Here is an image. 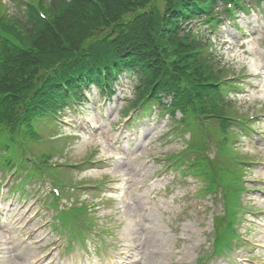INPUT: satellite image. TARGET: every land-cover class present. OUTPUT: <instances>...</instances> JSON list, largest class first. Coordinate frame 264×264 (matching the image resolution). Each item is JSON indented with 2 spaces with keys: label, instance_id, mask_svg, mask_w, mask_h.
Listing matches in <instances>:
<instances>
[{
  "label": "rangeland",
  "instance_id": "obj_1",
  "mask_svg": "<svg viewBox=\"0 0 264 264\" xmlns=\"http://www.w3.org/2000/svg\"><path fill=\"white\" fill-rule=\"evenodd\" d=\"M0 4L7 5L8 11L11 12L16 8L11 0H0ZM236 27L242 29L246 34L237 33ZM211 35L216 39L213 50H216V55L229 62V65L226 64L228 68L237 70V72L244 70L245 73H248V77H241L244 84L236 92V95H233L237 109L245 116L262 114L264 112L263 10L237 16L235 22L226 23L217 31L213 30ZM130 80L131 77L125 79L124 73H120L114 88L115 102H112L111 99V105L117 106V109L110 111L106 109L105 118H99L101 129L93 133L81 131L79 128L59 129L61 133L62 131L68 133L70 138L48 146L55 148L53 151L51 150L53 152L51 161L73 162L75 165H80L83 159L94 155L96 159L98 157L100 161L107 162L98 170L86 168L83 165L70 167L68 170L61 166H53L49 162L45 164L43 172L50 178L60 181L62 193L67 197L62 199L61 203L65 205L71 203L69 206H60L59 196L53 194L51 197L52 188L47 180L33 172L38 171V166L31 162H37V160L32 158L29 160L28 154L20 156V160L16 164L20 180L24 183H31L32 180H35L36 183L46 182L47 185L35 186L34 190L37 189L39 192L36 201L34 199L19 200V204L23 206V218L12 233L16 242L9 245L5 234L0 231V264H34V259L39 256V259L51 258L55 264L59 255L65 258L68 255L79 256L80 253H83L86 257L91 258L96 248L107 255L127 246L132 248L131 252H134L136 257H143L141 264H195L202 253L208 251L210 245L208 242L212 240L209 232L213 229V212L208 211V207L212 205L208 196L196 198L194 195L202 186L201 179L194 174L181 179L176 174L175 182L167 186L172 193H169V198L163 197L165 192L160 191V184L173 181L172 171H168L166 181L151 182L149 180L163 170H168L167 159L181 152L188 136L181 137L170 130L175 125L169 124L172 119L169 121L166 114H158V119L147 114L141 116L139 121L137 120L141 126L140 135L143 138L144 146L133 149L124 139L122 143L117 142L119 126H121L119 109L126 103V97L130 98L134 92L132 88L134 81ZM87 90L93 97L98 93V90L92 86ZM118 95H120L119 98ZM104 103H107V100L102 99L100 104ZM97 112L95 113L97 114ZM99 113L101 112L99 111ZM91 117L94 118V115ZM132 125L133 122L127 126V133L131 131L128 129H132L130 127H135ZM258 125H260L259 130L264 131V120H260ZM44 133L45 138H49L53 134L51 131ZM241 141L239 149L243 153L232 146L231 156L240 158L244 154L243 157L256 158L259 162L248 167L249 172L246 179H249V184L247 186L256 184L257 189H264L263 137L257 133L252 141L246 138ZM124 142L127 146L124 145ZM48 147L39 146L38 150ZM208 151L214 158L216 152L214 144L208 148ZM225 153L226 151L223 156ZM156 173L158 174L155 175ZM5 174L6 172L2 173L0 170V175L6 177ZM105 177L117 181L116 184L120 183L118 186L111 185V187L120 188L123 194L112 197L103 192V194L95 196L83 188L73 191L64 189L66 181L77 187L82 182L89 183L101 178L103 180ZM26 187L31 189L29 185ZM253 193L251 196H247L248 202H253L257 207H264L262 193L258 190ZM184 194H186L185 196L190 195L191 199L183 200L182 195ZM174 196L176 201L172 203L171 200ZM92 199H99V209L90 214L91 216L87 214L84 207L73 204V202H85L91 205ZM33 203L36 207L31 209ZM222 208L221 203L218 204L219 215L225 213ZM53 212L55 213L53 221L58 224H52V228L55 232L58 231L57 233L53 232L49 224L50 215H53ZM248 221L249 224L245 225L241 231L243 237L249 236L245 233L246 229L254 228L252 226L253 219ZM95 226L110 227L113 231V234L103 237L104 245L99 246V238L89 237L84 248L75 247L68 253L62 252L65 237L59 230L66 233L68 242L83 244V237L90 228ZM42 236L44 237L41 238ZM252 236L264 243L263 229L255 228ZM47 244L49 245L46 246ZM52 245L55 246L51 247ZM80 249H87L91 252L87 254L85 250ZM257 253L264 254L260 251ZM239 254L240 252L234 251L229 256L230 260H236ZM221 264H225V262L221 261Z\"/></svg>",
  "mask_w": 264,
  "mask_h": 264
},
{
  "label": "trees",
  "instance_id": "obj_2",
  "mask_svg": "<svg viewBox=\"0 0 264 264\" xmlns=\"http://www.w3.org/2000/svg\"><path fill=\"white\" fill-rule=\"evenodd\" d=\"M32 1L46 11L47 19L31 4L26 9L29 20L0 13L1 31L19 39L17 43L0 35V133L9 134L17 125L30 130L36 116L67 97L63 83L76 93L79 81L111 82L115 72L127 69L140 79L138 98L151 93L146 103L172 113L181 109L193 131L189 149H204L215 133L221 156L231 153L233 113L225 92L232 84L216 85L228 67L219 64L207 40L197 34L199 28L187 23L204 13L213 18L220 0ZM165 95H172L169 104L161 101ZM230 158L194 159L201 174L226 178L232 192L228 195L226 189L227 202L243 186L242 171ZM229 161L235 166L223 172Z\"/></svg>",
  "mask_w": 264,
  "mask_h": 264
}]
</instances>
